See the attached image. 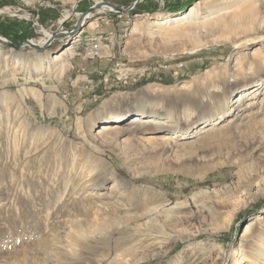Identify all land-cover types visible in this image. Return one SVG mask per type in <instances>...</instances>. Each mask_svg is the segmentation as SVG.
I'll use <instances>...</instances> for the list:
<instances>
[{
    "label": "rangeland",
    "instance_id": "1",
    "mask_svg": "<svg viewBox=\"0 0 264 264\" xmlns=\"http://www.w3.org/2000/svg\"><path fill=\"white\" fill-rule=\"evenodd\" d=\"M9 1L18 3L0 6V32L8 40L23 41L37 39L41 32L23 11L19 17L12 15L16 6L36 19L32 6L42 4L39 24L56 31L66 11L71 14L63 22L68 29L76 14L98 0ZM99 1L125 7L132 0ZM198 1L141 0L139 10L130 13L95 10L76 34L59 38L44 51L14 50L0 42V264H264L262 248L258 255L244 257L250 245L264 238V221L247 239H240L244 222L264 215V101L255 107L259 111L249 120L245 140L228 133L203 139L206 145L221 140L203 162L174 153L177 142H191L195 136L173 141L172 148L141 145L136 139L145 132L181 134L192 115L220 111L225 99L264 74L253 66L249 73L235 75L232 68L239 56L234 36L242 27L252 29L260 12L205 36L183 22L157 26L150 34L144 21L141 34L130 32L136 14L184 12ZM236 3H210L199 14L232 9ZM237 13L242 11L224 18ZM91 20L94 26L88 27ZM77 35L62 73L38 69L37 58L48 59V53ZM104 45L116 48L110 58L86 57V50H108ZM18 55L38 63L19 66ZM241 57L237 59L244 68L248 60ZM153 61L183 66L175 75V67L144 75ZM181 81L190 86L178 89ZM144 105L171 120L170 125H136L114 150L93 138L99 120ZM153 208L155 223L144 226ZM155 231L177 239L159 244L143 234Z\"/></svg>",
    "mask_w": 264,
    "mask_h": 264
},
{
    "label": "bare ground",
    "instance_id": "2",
    "mask_svg": "<svg viewBox=\"0 0 264 264\" xmlns=\"http://www.w3.org/2000/svg\"><path fill=\"white\" fill-rule=\"evenodd\" d=\"M28 1V0H23ZM221 0H201L200 2H194V4H189L188 7L185 9L184 12L179 13H157V14H151L149 13H141L135 15V20L131 26V33L133 34H141L140 32V25L141 22L147 21V26L149 27V33H154L156 30L154 28L160 27L163 24H179L180 22L182 25H188L193 29L194 33H197L201 36H205L206 34H210L214 31H219L222 28L232 27L234 24L233 20H236L238 18L242 20H252L253 14L256 13H263L260 18L255 22V20L252 21V26H248L247 28L242 27L241 28V34H237L234 36V40H232L233 46L235 49H237L236 53L239 52V56H242L241 59L245 58L247 59L246 66L244 68L241 67L238 59L234 61L232 64V68L234 71V74H247L252 70V67H255V71L264 70V0H231L233 2H238L236 5L231 9L226 7H220V9L217 10H211V11H205L203 14H199V10L201 7H204L205 5H209L210 3H217ZM95 3L99 4L102 3L101 1H96ZM140 3V2H139ZM22 8V7H21ZM101 8H109L107 6H104L101 4V7L97 12H108L111 11H102ZM241 10V14H236V16L232 17L230 16L228 18H224L225 15H228L229 13H232V11ZM114 12V11H113ZM148 12V11H147ZM159 12V11H157ZM103 13V14H104ZM112 13V12H111ZM122 13V12H117ZM102 14V13H101ZM77 16L81 17L83 16L82 25H85L87 23V19L91 17L92 14L90 13H78ZM71 14H69L68 11H66L62 17L58 20V23L62 24L63 21L70 18ZM120 16V15H119ZM115 17V16H114ZM106 18V16H104ZM115 19V18H114ZM117 19V18H116ZM186 20V21H185ZM106 22V21H105ZM94 23L92 20L88 22V27H93ZM98 30V29H96ZM84 31V30H83ZM113 32V31H112ZM98 33V32H97ZM106 34V33H105ZM1 35V34H0ZM211 35V34H210ZM3 36V35H2ZM1 36V37H2ZM49 36V33H46V38L43 37L39 40L31 39L30 42L37 43L38 45H43L47 42V37ZM105 36V35H104ZM102 37V36H101ZM109 37V36H108ZM2 38H5L3 36ZM98 40V39H97ZM79 41V36L73 37L72 41L67 42L61 49L54 53H48V59L47 58H37L39 62L38 69L42 72H48L51 68L54 72H63L65 68L67 67L69 63V58L73 55L75 43ZM107 41V40H106ZM100 42V41H99ZM108 42V41H107ZM96 43V42H95ZM94 43V44H95ZM105 43V42H104ZM111 43V42H110ZM256 43L258 45H256ZM115 44V43H114ZM103 46V45H102ZM108 50L113 48L111 45L110 48L108 45H104ZM28 47L27 45L23 48ZM94 47V46H93ZM30 48V47H28ZM100 48V47H99ZM105 49V48H104ZM16 58L15 63H17L19 66L27 67L36 65L37 61L27 62L24 61L20 55ZM37 62V63H38ZM165 63H168L164 61ZM181 63L179 66L178 64ZM176 62L174 65L170 64L172 67H177L179 69L182 68L183 63L182 62ZM53 64L52 66H50ZM51 71V70H50ZM255 80V83L253 85H242V89L238 91L237 94H235L232 98L225 99L223 104L220 106V111L213 110H205V111H199L198 115H192V117L189 119V123L187 127H185L181 134H176L173 131H161V133L157 134H144L136 136V139L138 140V143L143 145L145 143L147 144H157L162 147H173L172 142L182 139H188L189 137L195 136L196 138L193 139L191 142H185L180 145L182 142H177L175 144L174 153L180 154L182 156H185V154H188V158L194 159L196 161H206L209 159V156L214 152L215 149L219 148L221 140L218 139L217 143L213 144H204L203 139H207L210 135H224V134H230V136H236L235 140L243 139L245 140L248 138L249 133V120L255 117V115L258 113L255 107L257 104L260 105L264 101V74L262 77L256 76V78L251 79ZM190 83L187 81H181L179 84H177L178 89H185L187 88ZM262 86V87H261ZM148 90V89H146ZM157 91L161 90V88H156ZM36 92L35 88L31 89L32 94L35 95ZM151 93H154L155 91L153 89H149ZM147 106V107H144ZM142 108H140L136 112L129 111L124 112L121 114L113 113L107 118H103L99 120V125L97 126V129L95 130V134H93V138L98 140L101 139L102 143L107 148L113 149L118 147L120 143L123 142L125 135H127L130 130H133V127L136 125H152V126H168L170 125L169 122L171 120L157 115L155 112L152 111V107L149 105H144ZM152 108V109H151ZM260 109V108H259ZM227 117V118H225ZM205 123L202 127L197 126L200 124ZM250 125V124H249ZM177 131V130H176ZM176 134V135H175ZM145 135V136H144ZM244 137V138H241ZM146 145V144H145ZM187 148L185 150V147ZM205 193V192H200ZM102 194V193H101ZM206 194V193H205ZM192 200H196L197 195L194 194L192 196ZM157 211V209H151L149 210L150 214H147L146 220L144 222V226H147L149 222L155 223L154 219L152 218L153 212ZM232 218H228V222L231 221ZM264 221V215L261 216V214H256L253 218H251L249 221L244 222L243 228L240 231V239H247L255 230L257 229L258 225ZM162 227V226H160ZM145 236L148 237V235L155 240L157 243L161 244L166 240H176L173 235H171L168 232H160L155 231L154 233H143ZM155 242V243H156ZM154 243V244H155ZM264 252V238H259L256 245H250L247 252H244L245 256H255L258 255L259 251ZM161 251V250H160ZM249 256V257H250ZM252 261V259L250 258ZM238 264V263H234Z\"/></svg>",
    "mask_w": 264,
    "mask_h": 264
},
{
    "label": "water",
    "instance_id": "3",
    "mask_svg": "<svg viewBox=\"0 0 264 264\" xmlns=\"http://www.w3.org/2000/svg\"><path fill=\"white\" fill-rule=\"evenodd\" d=\"M102 3H95L90 7L88 8L86 11H84L83 13H90L92 14L95 10H99L100 7H101V4H103L104 6H107L109 8H101L102 11H114V12H122V13H130L132 11H138V4L139 2H141V0H132L128 6H125V7H122V6H119V5H116V4H113L111 2H107V1H101ZM74 8H76V4L73 6ZM83 20V16H79L76 21L74 22L75 24L71 27V28H68V29H62V28H59L58 30L54 31V32H51L49 33V37L47 38V42L43 45H38L37 43H34V42H30L31 39H24L22 42L20 43H16L14 44L12 41L8 40L6 37L5 38H2L3 36L0 35V42L3 44V45H6L14 50H20L22 47H25L26 45L28 47H30V49H35V50H40V51H44V50H47L48 47H50L55 41H58L59 38H62L63 37H71L72 34H76L82 27V21ZM46 33V32H45ZM2 36V37H1ZM62 41V40H61ZM244 225V224H243ZM243 225L241 226V229L243 228Z\"/></svg>",
    "mask_w": 264,
    "mask_h": 264
},
{
    "label": "built area",
    "instance_id": "4",
    "mask_svg": "<svg viewBox=\"0 0 264 264\" xmlns=\"http://www.w3.org/2000/svg\"><path fill=\"white\" fill-rule=\"evenodd\" d=\"M42 6V4H37V5H33L32 6V8H33V10L34 11H36L37 12V17H36V19H34V17H32L31 19H29L31 16L30 15H32V13L30 12V14L29 13H27L26 11H24V8H21V7H18V6H16L15 8H13L14 9V11H16L15 13H13L12 15H14V17L16 16V17H19V12H21V11H23L24 13H25V15L27 16V18H25V19H27V20H30V21H32L33 20V22L31 23L32 25V27L33 28H35V27H39V30H40V32H41V36L39 37V38H37V39H34V40H39L40 38H43V37H45L46 38V33H51V32H54V31H50V30H48V28L46 29V28H44L41 24H39V11H40V7ZM97 11V10H96ZM0 14H3V11L0 9ZM78 18V17H77ZM69 19V18H68ZM68 19H66V20H68ZM63 22H65V21H63ZM63 22H62V24H60V26L58 27V28H62V29H65L64 28V24H63ZM119 22H122L121 20H119ZM114 23H118V21H116V22H110V23H102L103 25H113ZM99 23L97 24V26L94 28V29H98V28H100L99 27ZM94 29H90L89 31H92V30H94ZM58 30V29H57ZM113 31V30H112ZM46 32V33H45ZM113 36H115V33H114V31H113ZM49 37V36H48ZM47 37V38H48ZM29 39V38H28ZM114 49H116V48H111L110 50H102V48H95V49H91V50H86L85 51V54H86V57H89V58H92V59H95V58H110L111 57V55H112V52H113V50ZM181 63H179L178 64V66L180 65ZM175 67V66H174ZM179 67H181V66H179ZM147 68H148V70H143V72H144V75H150V74H155V73H157V72H159V70H162V69H164V70H172V66L170 65V64H168V63H165V62H161V61H153V62H150V63H148L147 64ZM179 71V68H177V67H175L174 69H173V74L175 75V74H178V71Z\"/></svg>",
    "mask_w": 264,
    "mask_h": 264
},
{
    "label": "crops",
    "instance_id": "5",
    "mask_svg": "<svg viewBox=\"0 0 264 264\" xmlns=\"http://www.w3.org/2000/svg\"><path fill=\"white\" fill-rule=\"evenodd\" d=\"M25 2H27V1H25ZM18 2H16V1H14V2H10L9 0H4L3 2H1V4H0V6L1 5H16ZM19 23V25H20V22H18ZM19 27V26H18ZM27 36L26 37H30L31 36V33L30 32H28L27 34H26ZM76 65V64H75ZM77 66V65H76ZM70 67L71 68H73V62H71V65H70ZM69 72V71H68ZM72 71H70V73H71ZM164 77H167V73L165 72L164 74ZM33 100L35 101V103L36 102H38V100L37 99H34L33 98Z\"/></svg>",
    "mask_w": 264,
    "mask_h": 264
},
{
    "label": "trees",
    "instance_id": "6",
    "mask_svg": "<svg viewBox=\"0 0 264 264\" xmlns=\"http://www.w3.org/2000/svg\"><path fill=\"white\" fill-rule=\"evenodd\" d=\"M2 35H4V36H7V34H5V32H0ZM8 38V37H7ZM9 39V38H8ZM14 44H18V43H20L21 41H22V39H20V40H18V41H13L12 39H10Z\"/></svg>",
    "mask_w": 264,
    "mask_h": 264
}]
</instances>
